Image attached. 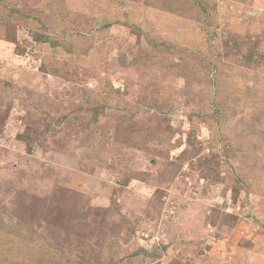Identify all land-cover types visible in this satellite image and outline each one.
Masks as SVG:
<instances>
[{
	"label": "rangeland",
	"instance_id": "374dc122",
	"mask_svg": "<svg viewBox=\"0 0 264 264\" xmlns=\"http://www.w3.org/2000/svg\"><path fill=\"white\" fill-rule=\"evenodd\" d=\"M0 264H264V0H0Z\"/></svg>",
	"mask_w": 264,
	"mask_h": 264
},
{
	"label": "trees",
	"instance_id": "16d2710c",
	"mask_svg": "<svg viewBox=\"0 0 264 264\" xmlns=\"http://www.w3.org/2000/svg\"><path fill=\"white\" fill-rule=\"evenodd\" d=\"M38 39L42 40V38H41L40 36H37V37H36V40H37V41H40V40H38Z\"/></svg>",
	"mask_w": 264,
	"mask_h": 264
}]
</instances>
